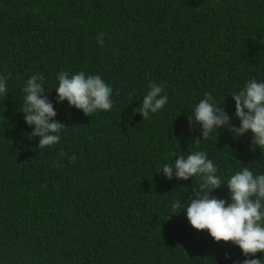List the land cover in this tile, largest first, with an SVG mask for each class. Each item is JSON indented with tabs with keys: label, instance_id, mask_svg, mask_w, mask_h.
Here are the masks:
<instances>
[{
	"label": "trees",
	"instance_id": "1",
	"mask_svg": "<svg viewBox=\"0 0 264 264\" xmlns=\"http://www.w3.org/2000/svg\"><path fill=\"white\" fill-rule=\"evenodd\" d=\"M103 34V46L98 44ZM99 75L113 89L111 110L86 115L56 102L57 76ZM0 264H234L231 242L194 229L186 207L200 177L159 171L183 155L207 153L224 185L248 167L264 174V149L249 131L201 136L194 108L205 93L239 127L231 94L264 82V0H0ZM36 73L66 127L39 148L21 111ZM168 103L144 120L147 85ZM132 93L130 96L129 94ZM188 117H193L192 126ZM61 151L65 154L60 155ZM75 155L73 162L69 158ZM43 185H46L44 187ZM264 264V253L255 257Z\"/></svg>",
	"mask_w": 264,
	"mask_h": 264
},
{
	"label": "clouds",
	"instance_id": "2",
	"mask_svg": "<svg viewBox=\"0 0 264 264\" xmlns=\"http://www.w3.org/2000/svg\"><path fill=\"white\" fill-rule=\"evenodd\" d=\"M102 37L101 33L97 38L101 46L104 43ZM10 75H0V95L7 96ZM57 79V103L67 100L70 106L89 116L99 110L112 109L113 89L99 75L86 76L84 72H79L70 76L67 71H62ZM147 87L149 90L138 111L144 120L168 103V96L162 95V85L149 82ZM22 91L25 95L21 111L26 124L33 126L29 138L39 137V148L55 145L66 126L53 119L57 112L48 98L49 91L45 90L43 74H33ZM231 96L235 101V117L240 122L239 127L231 123L232 118L223 106L216 103L211 93H205L194 108V120L201 130L196 143L199 144L201 138L208 139L214 130L226 128L234 134V138L250 131L253 150L255 147L264 149V82L251 79ZM188 118L192 126L193 117ZM60 155L63 157L65 154L61 151ZM69 159L74 162L76 157L73 155ZM159 172L169 180L173 177L188 180L197 176L201 179L200 191L194 192V198L188 197L186 207L179 200L172 201L168 219L183 208L194 229L207 230L214 241L231 242L241 249L246 258L234 264H262L261 259L248 257H255L258 252L264 253V174H254L248 167L232 174L226 183L230 193L229 202L211 195L224 183L217 175L216 164L206 152L196 151L186 158L180 155L173 164H164Z\"/></svg>",
	"mask_w": 264,
	"mask_h": 264
}]
</instances>
